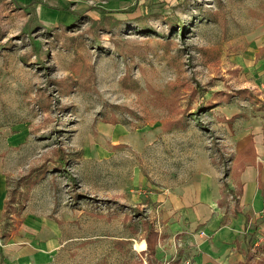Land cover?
I'll return each mask as SVG.
<instances>
[{
    "label": "rangeland",
    "instance_id": "374dc122",
    "mask_svg": "<svg viewBox=\"0 0 264 264\" xmlns=\"http://www.w3.org/2000/svg\"><path fill=\"white\" fill-rule=\"evenodd\" d=\"M263 97L264 0H0L3 220L56 264H145L149 191L199 144L222 165L219 107Z\"/></svg>",
    "mask_w": 264,
    "mask_h": 264
},
{
    "label": "crops",
    "instance_id": "0c3cea01",
    "mask_svg": "<svg viewBox=\"0 0 264 264\" xmlns=\"http://www.w3.org/2000/svg\"><path fill=\"white\" fill-rule=\"evenodd\" d=\"M219 108L222 150L231 148L233 153L227 177H222L221 164L213 161L205 144L188 149L166 185L149 191L154 221L159 225L153 227L154 251L146 238L140 248L145 264H162L173 255L178 260L191 256L196 264H245L246 235L252 240V252L264 222V110L228 115ZM220 156L223 159L224 152ZM6 166L8 161L0 157V230L7 242L0 247V264H56V245L50 246L51 241L37 238L24 227V217L13 221L14 225L3 220L9 204ZM229 193L234 194L233 201Z\"/></svg>",
    "mask_w": 264,
    "mask_h": 264
},
{
    "label": "built area",
    "instance_id": "2783aa9c",
    "mask_svg": "<svg viewBox=\"0 0 264 264\" xmlns=\"http://www.w3.org/2000/svg\"><path fill=\"white\" fill-rule=\"evenodd\" d=\"M232 155L233 153L231 148H228L226 151H224V158L222 159V165H221L223 178L227 177V172L232 166V162H233ZM229 194H230L229 195L230 200L233 201L235 199L234 194L233 193H229ZM263 212H264V207H263ZM263 244H264V222L258 229L257 238L255 239L252 245V252L256 255L264 254V250H262L261 248ZM0 245H2V247L6 245L5 236L2 233H0ZM177 261L179 264H196L191 256H184L182 259L178 260L176 258V255H173L165 259L164 261H162V264H174Z\"/></svg>",
    "mask_w": 264,
    "mask_h": 264
},
{
    "label": "trees",
    "instance_id": "16d2710c",
    "mask_svg": "<svg viewBox=\"0 0 264 264\" xmlns=\"http://www.w3.org/2000/svg\"><path fill=\"white\" fill-rule=\"evenodd\" d=\"M180 28H181V30H183L184 27L180 25ZM247 90H248L247 88H241V89H239V92L246 93ZM231 95H228V96L230 97ZM62 151H63V153H62L61 159L64 162L65 153H64V150H62ZM61 165H65V164H61ZM145 238L147 240L148 248L150 249V251L151 252L154 251L153 245H154V241L156 239V232L154 231L152 225H150V228H149L148 233H147ZM246 241H247V250H246L245 264H264V254L257 257V259H253L254 257L256 258V254H254L251 251L249 252V248H250L251 241H252L250 239V236L246 235ZM261 248H262V250L264 249V244L261 246Z\"/></svg>",
    "mask_w": 264,
    "mask_h": 264
},
{
    "label": "bare ground",
    "instance_id": "6f19581e",
    "mask_svg": "<svg viewBox=\"0 0 264 264\" xmlns=\"http://www.w3.org/2000/svg\"><path fill=\"white\" fill-rule=\"evenodd\" d=\"M145 245H146V241L145 240H142L140 242H136L135 243V246L139 247V248H143Z\"/></svg>",
    "mask_w": 264,
    "mask_h": 264
}]
</instances>
